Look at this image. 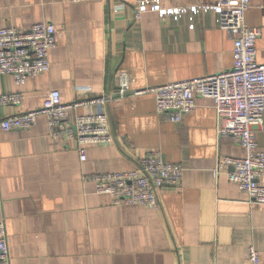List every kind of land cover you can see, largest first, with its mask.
<instances>
[{
    "label": "crops",
    "instance_id": "crops-1",
    "mask_svg": "<svg viewBox=\"0 0 264 264\" xmlns=\"http://www.w3.org/2000/svg\"><path fill=\"white\" fill-rule=\"evenodd\" d=\"M214 1L159 5L188 8ZM137 3L0 0V29L46 22L57 31L47 72L20 86L0 75V95H22L18 106L0 107V121L41 108L52 90L64 103L102 95L108 97L115 139L113 145L86 147L81 161L76 141H52L45 115L28 129L0 130V221L10 264H247L249 245L264 264V206L251 205L228 181L231 168L217 177L212 173L221 157L241 156L234 141L218 138L212 101L197 98L194 111L174 124L156 113L153 94H136L230 69L233 41L212 12L191 22L150 10L136 19ZM245 22L261 31L256 61L264 64V0H250ZM121 75L130 79L124 95L118 94ZM256 138L264 151V114ZM149 151L184 167L180 185L160 191L153 208L112 205L109 195L83 180L133 170Z\"/></svg>",
    "mask_w": 264,
    "mask_h": 264
},
{
    "label": "built area",
    "instance_id": "built-area-1",
    "mask_svg": "<svg viewBox=\"0 0 264 264\" xmlns=\"http://www.w3.org/2000/svg\"><path fill=\"white\" fill-rule=\"evenodd\" d=\"M104 0H71L72 3ZM250 0H215L188 8L164 9L159 0H138L135 18L147 10L160 17L174 20L183 15L189 22L194 15L212 12L219 28L233 41L232 67L220 73L205 75L185 81L167 83L136 94H153L156 113L171 123L180 124L191 114L197 98L212 101L215 112V131L218 138H230L241 149L240 157H221L212 170L213 176L226 173L228 181L237 185L251 205L264 206V151L259 149L257 131L263 125L264 114V64L256 61V40L259 28H251L245 22ZM193 28V24H189ZM57 31L54 25L37 23L30 28L0 29V75H9L20 86L29 78L49 70V51L55 45ZM130 79L119 76V94L124 95ZM89 91V90H88ZM108 97L96 96L64 103L57 90L50 91L41 108L22 114L10 115L0 121V130H25L31 127L38 115H45L52 141L68 143L76 141L79 159L85 161L88 146L113 145L115 142L109 115L105 109ZM20 93L0 95V107L18 106ZM101 106L100 113H89L91 106ZM82 109L81 114L77 110ZM74 128V130H73ZM182 164L165 162L158 151L146 152L130 171L93 174L83 177L85 182L96 184V192L107 194L112 205H138L153 208L157 194L180 185ZM0 264H10L9 248L4 222L0 221ZM247 264H260V255L253 245L247 248Z\"/></svg>",
    "mask_w": 264,
    "mask_h": 264
},
{
    "label": "water",
    "instance_id": "water-1",
    "mask_svg": "<svg viewBox=\"0 0 264 264\" xmlns=\"http://www.w3.org/2000/svg\"><path fill=\"white\" fill-rule=\"evenodd\" d=\"M118 94H119V88H118ZM73 130H74V128H73Z\"/></svg>",
    "mask_w": 264,
    "mask_h": 264
}]
</instances>
